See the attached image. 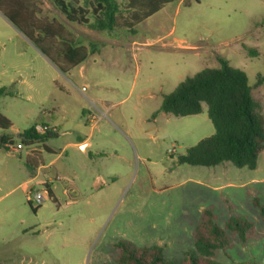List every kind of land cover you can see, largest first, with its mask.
<instances>
[{"label": "rangeland", "instance_id": "1", "mask_svg": "<svg viewBox=\"0 0 264 264\" xmlns=\"http://www.w3.org/2000/svg\"><path fill=\"white\" fill-rule=\"evenodd\" d=\"M41 9L100 51L64 74L0 13V88L14 94L0 99V113L12 122L0 135L23 145L19 153L0 147V264H117L111 256L120 241L163 247L181 264L195 249L202 211L212 208L224 228L229 206L252 223L255 238L243 245L229 233L231 248L215 260L264 264V220L254 205L264 207V150L255 169L179 164L215 134L207 105L198 115L152 120L166 95L204 69L220 68L221 58L247 74L264 115V0H180L135 33L69 23L51 0ZM54 123L62 133L34 145L55 195L38 207L27 200L32 187L41 188L28 182L34 146L20 134ZM78 136L91 142L87 153Z\"/></svg>", "mask_w": 264, "mask_h": 264}, {"label": "trees", "instance_id": "2", "mask_svg": "<svg viewBox=\"0 0 264 264\" xmlns=\"http://www.w3.org/2000/svg\"><path fill=\"white\" fill-rule=\"evenodd\" d=\"M180 0H51L67 21L100 31L127 29L135 33V27L157 14L167 5ZM42 0H0V13L27 38L62 73L67 74L81 66L90 55L100 51L99 43L89 49L79 43L69 30L56 20L42 17ZM93 19L94 21H91ZM264 83V75L259 84ZM14 96L6 87L0 88V99ZM208 107V117L215 134L201 140L180 156L179 164L213 167L231 162L239 168L255 169L259 154L264 150V115L260 103L254 99L253 88L247 74L220 59V68H207L195 77L180 83L174 92L164 97L160 113L175 117H187L203 112ZM12 122L0 113V130L8 131ZM56 134L38 135L34 126L20 134L22 143L28 146L45 143ZM14 143L7 134L0 135V147ZM38 160V159H37ZM27 159L34 170L39 161ZM51 188V185H47ZM52 195V188H51ZM264 220V207L254 201ZM231 215L222 228L212 208H205L194 231L193 251H188L181 264H223L215 260L221 251L231 248L229 233L237 236L243 245L255 238L252 223L238 215L229 206ZM117 264H175L164 255L160 246L136 247L126 241L115 244L111 256Z\"/></svg>", "mask_w": 264, "mask_h": 264}, {"label": "built area", "instance_id": "3", "mask_svg": "<svg viewBox=\"0 0 264 264\" xmlns=\"http://www.w3.org/2000/svg\"><path fill=\"white\" fill-rule=\"evenodd\" d=\"M89 118L91 122L97 123L96 116L90 114ZM34 129L38 135L58 133V129L56 127L47 124H36L34 126ZM3 147L9 149V151L14 153H19L23 149L22 144H18L17 146H15L10 142L5 143ZM49 198L53 199L51 195V188L47 185H43L40 189H35L34 187H32L29 192H27L28 202L31 204L35 203L38 207L43 205Z\"/></svg>", "mask_w": 264, "mask_h": 264}, {"label": "crops", "instance_id": "4", "mask_svg": "<svg viewBox=\"0 0 264 264\" xmlns=\"http://www.w3.org/2000/svg\"><path fill=\"white\" fill-rule=\"evenodd\" d=\"M29 41V40H28ZM30 42V41H29ZM33 45V44H32ZM60 110V109H59ZM84 114L89 115V112H86L84 110ZM52 126L56 127L58 129V134L60 135L62 133V128L60 124L54 123ZM78 138V143H76V145L78 146L79 149L82 150V146L86 145L85 150H82L84 153L88 152V148L91 146V142L89 140H83L80 136L77 137ZM75 145V144H74ZM47 151L51 152L52 150L50 148H46ZM35 150H39L42 151L40 148H34L31 149V151L28 153V158H31L34 156V151ZM44 166L38 164L37 167L34 168L33 170V177L32 179H30L28 182H36V185H39L40 187H42L43 185H49L51 184L50 180H45L44 178H42V170H43ZM54 191L52 189V198L54 199Z\"/></svg>", "mask_w": 264, "mask_h": 264}]
</instances>
